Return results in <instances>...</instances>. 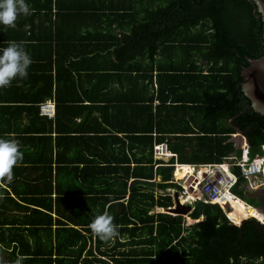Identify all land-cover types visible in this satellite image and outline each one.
<instances>
[{"label": "trees", "instance_id": "trees-1", "mask_svg": "<svg viewBox=\"0 0 264 264\" xmlns=\"http://www.w3.org/2000/svg\"><path fill=\"white\" fill-rule=\"evenodd\" d=\"M27 2L30 15L0 25V48L22 42L33 58L0 89V137L24 153L13 180L0 178V261L264 264V233L248 222L238 241L218 204L199 202L193 224L156 211L179 183L153 155L166 141L182 163L221 162L240 154L237 132L250 158L263 153L264 114L240 85L264 54L255 0ZM104 213L118 225L109 241L89 227Z\"/></svg>", "mask_w": 264, "mask_h": 264}, {"label": "built area", "instance_id": "built-area-1", "mask_svg": "<svg viewBox=\"0 0 264 264\" xmlns=\"http://www.w3.org/2000/svg\"><path fill=\"white\" fill-rule=\"evenodd\" d=\"M40 109L42 114L53 117L56 111L55 101L47 100L41 103ZM238 137L241 139L238 140L240 154L236 153L225 157L221 162L206 163H181L177 159V154L170 150L168 143L155 142L153 146L154 167L174 166V178L181 188H174L173 191L178 192V197L183 204H189L192 207L198 201L218 204L233 224L239 225L243 219L254 217L264 225L262 195H259V198L262 200L263 206L261 209H255L263 214V219L255 215L244 216L242 214L243 217L238 222L233 216L235 207L232 200L240 199L247 207H253L233 192L234 188L238 187L240 178H244V182L239 186L243 191H259L260 188L264 190V145L262 146V154L250 158L249 143L246 136L241 132L233 134V138L238 139ZM172 156L175 157L174 162L170 161ZM184 166H187L188 172L184 177H179L176 173L178 170H183Z\"/></svg>", "mask_w": 264, "mask_h": 264}, {"label": "clouds", "instance_id": "clouds-1", "mask_svg": "<svg viewBox=\"0 0 264 264\" xmlns=\"http://www.w3.org/2000/svg\"><path fill=\"white\" fill-rule=\"evenodd\" d=\"M27 0H0V25L15 27L18 16L30 15ZM33 58L22 42H12L0 48V89L11 86L14 80H22L29 75ZM24 153L15 138L0 137V178L7 182L13 180V169L19 166ZM93 234L103 241H109L119 235L118 225L107 213L96 216L89 225ZM22 256H17L15 264H22ZM0 264H3L0 261Z\"/></svg>", "mask_w": 264, "mask_h": 264}, {"label": "water", "instance_id": "water-1", "mask_svg": "<svg viewBox=\"0 0 264 264\" xmlns=\"http://www.w3.org/2000/svg\"><path fill=\"white\" fill-rule=\"evenodd\" d=\"M259 11L262 14L264 22V0H255ZM264 32V31H263ZM243 80L240 85L243 92L251 100L254 109L264 114V54L256 59H250V64L242 69ZM174 206L166 208L165 212L174 215H183L192 218L196 222L202 220L203 216L198 206L192 207L189 204H183L178 192L174 193ZM254 223L261 232L264 233V225L254 217L245 218L239 224L240 227V241L243 237L244 226L246 223Z\"/></svg>", "mask_w": 264, "mask_h": 264}, {"label": "bare ground", "instance_id": "bare-ground-1", "mask_svg": "<svg viewBox=\"0 0 264 264\" xmlns=\"http://www.w3.org/2000/svg\"><path fill=\"white\" fill-rule=\"evenodd\" d=\"M185 168L183 170H178L177 171V175L179 177H184L186 175V173L188 172L187 166H184ZM261 189V188H260ZM233 205L235 207V211L233 213V216L235 218L236 221L240 222L243 215L244 216H248V215H255L256 217L263 219V214L259 213L255 208L253 207H247L244 202H242L240 199H235L232 200ZM163 211H166L165 209H162ZM189 222H193L195 220H192V218H188Z\"/></svg>", "mask_w": 264, "mask_h": 264}, {"label": "rangeland", "instance_id": "rangeland-1", "mask_svg": "<svg viewBox=\"0 0 264 264\" xmlns=\"http://www.w3.org/2000/svg\"><path fill=\"white\" fill-rule=\"evenodd\" d=\"M237 140H241L240 137H238ZM179 187H181L180 184H179ZM233 192H235V191L233 190ZM242 193H243V194H238V195H239L242 199H244V201H246L247 203H249L250 205H252V206H253L254 208H256V209H261V207L263 206V202H262V200L259 198L258 195H257V196H252V195H250L249 193H247V192H245V191H243ZM199 202H200V201L196 202L194 205L197 206V204H199ZM192 220H193V219H192ZM186 221H187V223H189V224H191V223H193V222H196V221L189 222L188 219H186Z\"/></svg>", "mask_w": 264, "mask_h": 264}, {"label": "crops", "instance_id": "crops-1", "mask_svg": "<svg viewBox=\"0 0 264 264\" xmlns=\"http://www.w3.org/2000/svg\"><path fill=\"white\" fill-rule=\"evenodd\" d=\"M234 140L237 142V146H239V141L237 140V139H235L234 138ZM163 142H166V141H163ZM167 143V142H166ZM169 146V145H168ZM170 148V147H169ZM171 150V149H170ZM238 150L240 151V149H239V147H238ZM172 151V150H171ZM173 152V151H172ZM173 153H175V152H173ZM177 154V153H176ZM172 157H174V156H172ZM171 157V158H172ZM170 158V159H171ZM175 158V157H174ZM177 159H178V154H177ZM175 160V159H174ZM179 161V160H178ZM182 163V162H181ZM161 166H163V165H161ZM155 168V167H154ZM158 168V167H157ZM157 168H155V169H157ZM158 179H160V177H157ZM174 180H175V178H174ZM174 188H177V187H172V188H169L168 189V193L172 196V200H173V205L172 206H174V193L176 192V191H173V189ZM173 191V192H172ZM247 193H249L250 195H252V196H259V195H261V193H260V190L259 191H257V190H253V191H250V192H247ZM172 206H170V207H172ZM162 209H166V208H163V207H157L156 208V211H162V212H165V211H163ZM226 215V214H225ZM187 217V219L189 218L188 216H186ZM203 218V217H202ZM193 223H195V222H193ZM193 223H191V224H193ZM186 224H189V223H186Z\"/></svg>", "mask_w": 264, "mask_h": 264}]
</instances>
